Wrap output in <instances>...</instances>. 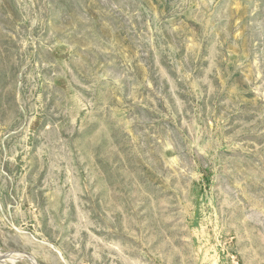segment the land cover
Segmentation results:
<instances>
[{"label": "rangeland", "instance_id": "1", "mask_svg": "<svg viewBox=\"0 0 264 264\" xmlns=\"http://www.w3.org/2000/svg\"><path fill=\"white\" fill-rule=\"evenodd\" d=\"M0 264H264V0H0Z\"/></svg>", "mask_w": 264, "mask_h": 264}]
</instances>
